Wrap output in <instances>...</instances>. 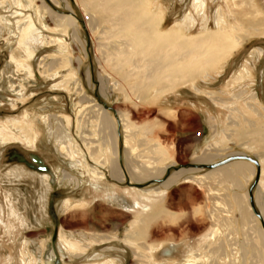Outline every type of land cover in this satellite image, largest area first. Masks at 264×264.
Here are the masks:
<instances>
[{
    "label": "rangeland",
    "instance_id": "1",
    "mask_svg": "<svg viewBox=\"0 0 264 264\" xmlns=\"http://www.w3.org/2000/svg\"><path fill=\"white\" fill-rule=\"evenodd\" d=\"M189 48L200 49L193 70L181 64L167 75L174 64L168 77L144 80ZM161 107L180 112L179 123L162 125ZM103 113L111 141L97 126ZM124 139L140 164L150 146L135 144L173 142L177 170H186L179 183L131 180ZM12 152L39 156L48 171ZM233 155L258 167L223 163ZM113 158L123 180L112 176ZM237 163L244 171L223 179L220 169ZM112 188L128 201L147 188L165 194L144 211H121ZM167 244L176 250L164 261ZM37 259L264 264V0H0V264Z\"/></svg>",
    "mask_w": 264,
    "mask_h": 264
},
{
    "label": "crops",
    "instance_id": "2",
    "mask_svg": "<svg viewBox=\"0 0 264 264\" xmlns=\"http://www.w3.org/2000/svg\"><path fill=\"white\" fill-rule=\"evenodd\" d=\"M173 107H161V113L163 114L164 117V121H160L162 123V125H169L171 123H179V118L181 117V113L180 112H174L176 111L175 109H172ZM198 111L200 112V109H198ZM149 128V129H148ZM144 130L151 132V127H143ZM150 141H154L153 143L148 144L147 141H142V143H138L135 144L136 146H143L144 148H146V146H150L147 150V153H149L148 155H140L141 153H139L138 155H140V157H143L146 162L140 164L136 161H134V163H131V151L128 150L130 145L127 144V141L124 139L123 141V146H122V150H123V157H124V170H126V174L128 175V177L131 180H137V181H141V180H146V181H159L162 180L164 178V180L162 181L161 187L160 188H168L170 186H173L177 183H179V181L181 180V177L183 175V173L186 171L185 169H179L177 170L176 165L178 164L179 160H178V152L176 147L174 148V143L167 141V143H162L159 144L157 142H155V140L150 139ZM132 145V146H135ZM112 152H115V147L113 145V149ZM115 154V153H113ZM116 155V154H115ZM117 155H118V151H117ZM118 159L116 160L113 158L112 160V166H110L111 169V173L112 176L119 179V180H123L124 179V174L123 172L120 170L119 165H118ZM121 159H122V155H121ZM144 160V161H145ZM136 162V163H135ZM134 164V165H132ZM172 169V170H171ZM171 170V171H170ZM172 172V173H170ZM168 176H166V175ZM166 176V177H164ZM102 174H101V179H102ZM189 177H185L183 179V181H187L186 179ZM100 180V178H99ZM101 181V180H100ZM99 181V184H101V182ZM100 186V185H99ZM127 190H125L126 192L130 189H132L130 186L128 188H126ZM113 193L110 194V196H108V198H110V200L113 201V199L116 200V198H114L113 196L117 195L119 196V198H122L125 200V202L127 204H130L134 201V196L137 195L138 192H133L130 195V201H128L126 198L121 197L120 194H118V192L114 191V188H112ZM147 193L148 195H152V198L150 200H148L147 202H145L144 204L147 206V204H149L153 198H157L158 196H164L165 194V190H160V189H153V188H147L146 190H142L140 193ZM117 193V194H116ZM138 193V194H140ZM145 193V194H146ZM117 202V200H116ZM134 203V202H133ZM118 209H120L121 211H123L122 208H120V206H117Z\"/></svg>",
    "mask_w": 264,
    "mask_h": 264
},
{
    "label": "bare ground",
    "instance_id": "3",
    "mask_svg": "<svg viewBox=\"0 0 264 264\" xmlns=\"http://www.w3.org/2000/svg\"><path fill=\"white\" fill-rule=\"evenodd\" d=\"M198 3V2H197ZM197 3L195 2H193L192 3V7L195 9V11L199 8V6L197 5ZM196 4V5H195ZM109 9L110 10H114L115 11V9L116 8H113V6H111V7H109ZM32 24V23H31ZM28 25V24H27ZM216 25L220 28V24H219V22L218 21H216ZM216 26V27H217ZM25 27H28V26H25ZM141 27V26H140ZM26 28H24L23 30H25ZM22 30V31H23ZM27 31V30H26ZM25 31V32H26ZM24 32V31H23ZM22 32V35L21 36H24L23 34H25V32L23 33ZM207 32H209L210 33V31H206V33ZM21 33V32H20ZM28 34V33H27ZM27 34H25V35H27ZM24 38H25V36H24ZM208 38V37H207ZM23 40V39H22ZM21 40V41H22ZM20 41V42H21ZM197 43H194V44H192L193 46H191L192 48H194V45H196ZM198 46V45H197ZM199 47V46H198ZM131 48V47H130ZM192 48H189V49H187V51L186 52H184V53H182V54H180V55H178L177 56V58H176V60L174 61V62H171V61H169L168 60V62L165 64V66H163V67H159L158 65V67L159 68H157V69H153V70H148V71H146L144 74V80H146V81H148V82H150V80H152L153 78H154V76H159L160 74H161V72H163V75H164V78H166V76L167 75H174V74H176L178 71H179V65H181V64H187V66H190L188 69H192L193 70V65H195V64H197L196 62H197V60H198V56H199V48H197L196 49V51H194ZM196 48V47H195ZM186 49V48H185ZM191 49H192V51H191ZM198 51V52H197ZM27 52H29V51H27ZM29 54V53H28ZM179 54V53H178ZM161 55V54H160ZM174 57V56H173ZM176 57V56H175ZM168 58V57H167ZM147 59V58H146ZM176 65V68H178L176 71H174L173 72V70H171L169 73H167V75H165V69H167V68H169V66H171V65ZM26 66V65H25ZM150 66V65H149ZM24 67V66H23ZM156 67V66H155ZM181 69V68H180ZM168 70H170V69H168ZM247 70V69H246ZM180 72V71H179ZM178 72V73H179ZM247 72H248V70H247ZM160 73V74H159ZM141 74V73H140ZM141 76H143V75H141ZM175 76V75H174ZM168 77V76H167ZM171 77V76H170ZM173 77V76H172ZM157 78V77H156ZM98 110H99V112H100V109H99V107H98ZM103 112H105L104 110H103ZM106 113H103L102 115H101V117L99 118V116H98V118H99V123H98V129H99V127L101 128V129H103L102 130V132L104 133L103 134V139H105V136L107 137V138H109V140L111 141V139H112V136H114V126H113V124L111 123V118L110 117H108L107 115H105ZM26 123V122H25ZM21 124V123H20ZM24 125V124H23ZM28 125H32V124H28ZM21 126V125H20ZM25 126H27V124H25ZM30 127V126H29ZM21 128H24V127H20V131H21ZM106 129V133L104 132V130ZM18 130V129H17ZM98 131V130H97ZM33 133H35L34 131H33ZM3 137V136H2ZM24 139H28V136L26 135V134H24ZM87 142H90V141H87ZM242 160H245V159H242ZM42 161V160H41ZM255 165V164H254ZM256 166V165H255ZM257 167V166H256ZM221 168V167H220ZM244 169H245V165L244 164H241V163H237V164H234L233 165V170H232V172L230 171V170H228L226 167H225V169H223V168H221L220 169V172L222 173V178L224 179H231L232 178V175H233V173L235 174V173H242L243 171H244ZM216 170V169H215ZM228 170V171H227ZM219 171V170H218ZM217 173H219V172H217ZM257 174V173H256ZM203 179V178H202ZM206 179V178H205ZM204 179V180H205ZM141 194H139V195H137V198H135L134 199V203L129 207V205L128 204H126L123 200H119V206H120V208H122L123 210H133V209H135V208H139V210L141 209L142 211H144V210H146L145 208L147 207L146 205H142V204H140L139 203V200H140V196ZM145 196H147L146 194H144ZM150 196V195H149ZM145 198V197H144ZM144 201H146V200H148L147 199V197H146V199H143ZM142 200V201H143ZM143 201V202H144ZM67 242V241H66ZM172 243V242H171ZM194 243V242H193ZM62 247L65 249V250H68V246L65 244H62ZM176 246H174V245H172V244H167L166 245V247H161V245H159V249L161 248V250H162V253H164L165 255H166V257H164L165 259H164V261H169V259H170V255H171V253H172V250L174 249V250H176V248H175ZM193 248V244H189L188 246H187V249H186V253L184 254V257H183V262L185 263L186 261H188L187 260V257H186V255H187V253H190V250ZM153 249V248H152ZM73 250V249H72ZM193 250V249H192ZM191 250V251H192ZM154 251V250H153ZM69 252V251H68ZM22 253H20V255H18V256H20V258H19V261H20V259L22 260ZM192 257V256H191ZM185 258V259H184ZM193 261V260H192ZM43 262V261H42ZM23 263L24 264H29V260L28 261H24L23 260ZM36 263L37 264H42L41 262H40V259L38 260L37 259V261H36ZM111 263V262H110ZM109 263V264H110ZM168 263V262H167ZM180 263H181V260H180ZM192 263V262H191ZM194 263V262H193ZM163 264V263H162Z\"/></svg>",
    "mask_w": 264,
    "mask_h": 264
},
{
    "label": "water",
    "instance_id": "4",
    "mask_svg": "<svg viewBox=\"0 0 264 264\" xmlns=\"http://www.w3.org/2000/svg\"><path fill=\"white\" fill-rule=\"evenodd\" d=\"M17 158H18V161H21L23 163H26L29 168L35 169L38 172H47L48 171V168L43 164V162L41 161V159L39 158V156H37L35 154H31L30 155V158H31V160L33 162V165L32 164H29L22 156H19L18 155ZM233 159H245L247 161H250V162L254 163L258 167V162L255 159L250 158V157H248L246 155H233V156H229V158L223 160V163L229 162V161H231ZM212 165L213 164H207L206 166H212ZM257 177H258V173L256 174V178H255L254 183L252 185H254L257 182ZM252 187L253 186H251L250 189H249V191H248V198H249V204H250L251 209L253 208V201H252V195H251V189H252ZM49 207H50V209L52 208V200L49 203ZM56 232L57 231L55 229L54 232H53L52 238H51L52 245L54 244L55 239H56Z\"/></svg>",
    "mask_w": 264,
    "mask_h": 264
},
{
    "label": "flooded vegetation",
    "instance_id": "5",
    "mask_svg": "<svg viewBox=\"0 0 264 264\" xmlns=\"http://www.w3.org/2000/svg\"><path fill=\"white\" fill-rule=\"evenodd\" d=\"M18 155L19 156H21L20 154H18V153H16V152H12L11 154H10V157H14L15 158V160L16 161H18ZM31 155V154H30ZM27 161V160H26ZM28 162V161H27ZM29 164H32L33 165V162H32V160H31V158L29 157V162H28ZM23 164H25L26 166H28L26 163H23ZM35 170V169H34ZM37 171V170H36ZM52 200V197L50 198V200H49V203H50V201ZM49 205V204H48Z\"/></svg>",
    "mask_w": 264,
    "mask_h": 264
}]
</instances>
